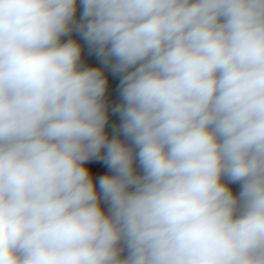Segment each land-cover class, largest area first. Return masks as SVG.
<instances>
[{
    "label": "clouds",
    "instance_id": "1",
    "mask_svg": "<svg viewBox=\"0 0 264 264\" xmlns=\"http://www.w3.org/2000/svg\"><path fill=\"white\" fill-rule=\"evenodd\" d=\"M0 264H264V0H0Z\"/></svg>",
    "mask_w": 264,
    "mask_h": 264
},
{
    "label": "crops",
    "instance_id": "2",
    "mask_svg": "<svg viewBox=\"0 0 264 264\" xmlns=\"http://www.w3.org/2000/svg\"><path fill=\"white\" fill-rule=\"evenodd\" d=\"M84 59L85 61L91 65V66H96L98 64V61L95 59V57L93 56H89L87 54V52H85L84 54ZM109 80H110V88H109V99L110 100H115L116 99V85L118 84V78L116 77H112L111 75L109 76ZM113 120L116 119V117L112 118ZM90 167H93L94 171H96L97 173L100 172V170L98 168H96V166L93 165H89ZM237 186L233 185V188L235 189Z\"/></svg>",
    "mask_w": 264,
    "mask_h": 264
}]
</instances>
